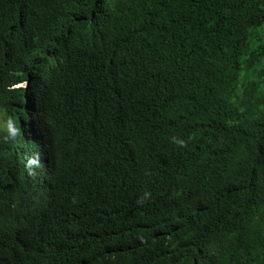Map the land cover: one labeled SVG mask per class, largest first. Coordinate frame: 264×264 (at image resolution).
Segmentation results:
<instances>
[{
	"label": "trees",
	"instance_id": "16d2710c",
	"mask_svg": "<svg viewBox=\"0 0 264 264\" xmlns=\"http://www.w3.org/2000/svg\"><path fill=\"white\" fill-rule=\"evenodd\" d=\"M12 70L54 182L0 142L49 202L0 264H264V0H0V103Z\"/></svg>",
	"mask_w": 264,
	"mask_h": 264
},
{
	"label": "clouds",
	"instance_id": "9594fccd",
	"mask_svg": "<svg viewBox=\"0 0 264 264\" xmlns=\"http://www.w3.org/2000/svg\"><path fill=\"white\" fill-rule=\"evenodd\" d=\"M9 74V86L3 91L2 103H0V142L3 145V151L4 153L10 152L11 146L24 142L23 156L19 162L21 167L19 171L24 170L22 171L23 180L29 178V183L35 181L37 185L41 183L44 187H48L54 182V174L50 158L41 153L45 149L47 138V129L42 125V110L34 105L31 99L27 101V108H22L18 106L17 99L10 94L27 92L41 82L36 79L31 84L27 72L12 70ZM43 82L45 81L43 80ZM30 96L33 95L30 94ZM39 147L42 148L41 151L38 149ZM12 149L13 151L8 156L3 155V168L1 169L3 171L6 170L13 158L17 157L15 148ZM26 168L28 172L25 171ZM1 179L2 177H0V181ZM32 195L28 191L17 192L16 190L0 189V233L3 231L5 235H14L20 232L28 219L36 216L40 209L49 204L42 197ZM53 199L54 196L49 201ZM36 201H39V204H36ZM24 207L27 209L26 212L17 214L16 211H23ZM142 243L139 248L144 250H149L154 246V243L147 239Z\"/></svg>",
	"mask_w": 264,
	"mask_h": 264
},
{
	"label": "bare ground",
	"instance_id": "6f19581e",
	"mask_svg": "<svg viewBox=\"0 0 264 264\" xmlns=\"http://www.w3.org/2000/svg\"><path fill=\"white\" fill-rule=\"evenodd\" d=\"M38 149L41 151V149H42V148H40V147H39ZM45 152H46V149H43V150L41 151V153H42V154L44 153V154H45V157H47V158H48V157H49V155H48V154H46Z\"/></svg>",
	"mask_w": 264,
	"mask_h": 264
}]
</instances>
